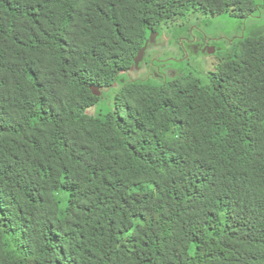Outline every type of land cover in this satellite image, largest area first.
<instances>
[{"label": "trees", "instance_id": "obj_1", "mask_svg": "<svg viewBox=\"0 0 264 264\" xmlns=\"http://www.w3.org/2000/svg\"><path fill=\"white\" fill-rule=\"evenodd\" d=\"M262 5L0 0V264H264V31L207 85L119 83L162 27Z\"/></svg>", "mask_w": 264, "mask_h": 264}, {"label": "rangeland", "instance_id": "obj_2", "mask_svg": "<svg viewBox=\"0 0 264 264\" xmlns=\"http://www.w3.org/2000/svg\"><path fill=\"white\" fill-rule=\"evenodd\" d=\"M197 17V15H190L188 20L190 23H194ZM204 22L205 24L201 27L202 32L196 30V33L205 42L208 40L209 43H211L210 45L212 47L210 50L213 51V49H216L215 53L204 51L199 55L192 52L189 55L186 53L182 54L181 51L184 49V46L187 45V42L192 41L190 36L191 29L185 32H183L184 29H182L180 32L183 33L179 34L180 32L173 31L172 27H162L160 33L161 35L165 34L170 43L165 48L155 52L154 56L160 54L161 57H156V61L151 62L150 66H148L147 58L144 64V70L136 73L131 72L129 76H123L119 82L120 85H122V82H148L150 79L155 81L164 79L166 82L167 79L165 75L168 73L167 69L172 66L182 71L179 73L181 76L192 74L194 77L196 76L199 78L203 85H207L212 72L216 71L224 60L228 59L230 55L237 51L238 44L242 39L250 37L252 33H255L257 30L264 31V5H262L259 13L249 20L235 18L231 15H223L206 17ZM174 25L182 26L181 20H177ZM183 58H186V60L181 62ZM161 62L164 63L163 67L165 65H167V67L161 69ZM154 72H158L160 76L157 75V78H151ZM179 74H177V76ZM117 90L114 88L112 89L113 92L104 93L102 95L105 99L104 102L98 106L97 110H93L91 114L97 116L98 113H100V115L111 113L117 104ZM98 93L100 92L98 91ZM66 205L67 202L64 201L63 206L66 207Z\"/></svg>", "mask_w": 264, "mask_h": 264}, {"label": "flooded vegetation", "instance_id": "obj_3", "mask_svg": "<svg viewBox=\"0 0 264 264\" xmlns=\"http://www.w3.org/2000/svg\"><path fill=\"white\" fill-rule=\"evenodd\" d=\"M199 19H200V17H197L196 18V21L194 23H190L189 30L191 29L190 36L192 38V41H188L187 42V45H185L184 46V49L181 51L182 54L186 53V54L189 55L192 52V53H197L199 55L201 52H204V51L209 53V50L212 47L210 45L211 43H209L208 40H206V42H205L196 33V30H198L199 32H202V28L201 27H202V24L204 23L203 20H199ZM169 43H170V41H168V39L166 38L165 34L164 35H160L158 37V39H157V45H151L149 47L148 52H147V55H146V58H145V61L141 65V71L144 70V64L146 62V59L148 58V66H150L151 65V62L156 61V57H159V58L161 57L160 54L154 56L155 52L157 50H160L162 48H165L166 46H168ZM185 60H186V58H183L181 60V62H184ZM161 63H162L161 64V69L167 67V65H165L163 67L164 63L163 62H161ZM141 71H139V72H141ZM167 71H168V73L165 75V77L167 79L166 81L171 80V79L172 80H175L178 77H183V76H181L179 74L182 71L179 68H176L174 66L168 68ZM177 74H179V75L177 76ZM157 75L160 76V74L158 72H154L153 73V76H151V78H157ZM162 79H163V77H162ZM163 80H161V81H163Z\"/></svg>", "mask_w": 264, "mask_h": 264}, {"label": "water", "instance_id": "obj_4", "mask_svg": "<svg viewBox=\"0 0 264 264\" xmlns=\"http://www.w3.org/2000/svg\"><path fill=\"white\" fill-rule=\"evenodd\" d=\"M159 36H160L159 34H155V35H152L151 36L149 43L146 44L145 48L141 51L140 55L136 59V66L133 69L134 72L136 70L141 71V65L145 61V58H146V55H147V52H148V49H149L150 45H157V39H158ZM215 52H216V49H213V51L212 50H209V53H215ZM98 91L100 93H98ZM95 93L98 96H102L103 95L101 89H96L95 90Z\"/></svg>", "mask_w": 264, "mask_h": 264}]
</instances>
